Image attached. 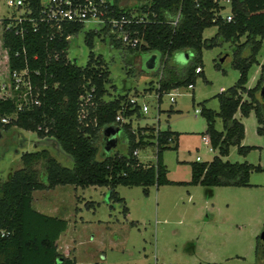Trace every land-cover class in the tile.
I'll return each mask as SVG.
<instances>
[{
  "label": "trees",
  "instance_id": "16d2710c",
  "mask_svg": "<svg viewBox=\"0 0 264 264\" xmlns=\"http://www.w3.org/2000/svg\"><path fill=\"white\" fill-rule=\"evenodd\" d=\"M224 1L150 0L136 10L120 8L108 0H103L102 5L104 19L117 20L120 32L137 41L131 47L115 29L110 33L111 47L131 54L145 51L159 54L156 87L150 82L158 102L164 93L179 86H193L196 77L202 76V47L212 48L219 42L232 44L231 64L239 71V77L233 86L215 95L219 103L217 112L205 108L200 111L206 121L202 135L208 137L217 155L210 161L189 163L191 178L187 183L205 188L250 186V173L264 170L260 165L223 160L231 146H236L243 155L253 148L241 145L244 125L235 117L237 111L242 117L253 111L257 133L264 135V112L256 98L264 65L256 84L251 88L245 86L247 71L256 62L264 38V0H229L230 21L221 14ZM22 2L23 20L4 31L3 46L10 69H26L29 73L33 95L37 94L31 97H36L39 104L28 103L17 111L16 100L0 101V120L16 112L8 123L0 121V130L15 126L35 132L40 138L52 139L59 151L72 160V166L62 165L47 149H41L23 152L22 166L10 172L5 181L0 178V264H76L73 257L58 252L57 241L66 230L67 221L34 210L32 192L64 185L104 186L109 190V200L121 202L126 215L128 209L115 188L123 185L147 189L174 183L167 178L162 153L173 140V148H177L178 133L167 128L155 134L153 127L133 129L130 122H115L117 113L121 112L126 119L138 112L139 107L131 108L127 93L109 92L108 65L101 54L92 50L94 38L110 30V25L84 34L89 52L86 63L79 66L67 57L68 38L79 32L84 23L63 22L57 26L43 19L42 0ZM2 22L6 24L7 20ZM211 26L217 27L216 34L203 39L204 29ZM17 29L21 31L18 34ZM242 37L244 41L239 43ZM244 49L249 51L246 56L242 55ZM183 50L192 51L194 56L183 67H177L171 63V57ZM197 67L201 70L195 73ZM216 67H220L219 63ZM82 108L84 118H80ZM215 117L221 119L222 131L214 128ZM113 126L125 137L126 152L114 151L97 159L100 131ZM147 146L156 148L154 162L143 163L133 155L134 150ZM37 164H41L45 182L39 179Z\"/></svg>",
  "mask_w": 264,
  "mask_h": 264
},
{
  "label": "rangeland",
  "instance_id": "374dc122",
  "mask_svg": "<svg viewBox=\"0 0 264 264\" xmlns=\"http://www.w3.org/2000/svg\"><path fill=\"white\" fill-rule=\"evenodd\" d=\"M47 0H42L46 2ZM107 1V0H105ZM120 8L136 10L150 0H108ZM7 0H0V21L8 15L20 16L24 10L10 8ZM223 15L229 4H225ZM100 25L95 20L85 21L82 29L68 38L67 57L76 65L86 63L89 49L84 43V34L89 30L98 31ZM216 26L204 29L203 39L212 38ZM108 30L94 38L92 48L101 54L110 72L108 90L112 94L127 93V98H135L138 112L124 119L133 129L153 127L159 130L169 128L178 133L175 141L168 144L162 153L167 169V178L174 182L162 186L118 185L115 192L123 198L128 213L123 214L121 202L109 200V190L104 186L85 188L72 185L56 186L47 190L32 192L33 209L46 215L57 216L67 221L66 230L60 235L57 246L60 252L74 257L76 264H264V253L256 252L258 237L264 229V170L251 172L250 186H217L205 188L200 184L190 185V162L200 158V162L210 161L217 155L209 142L203 140L206 121L202 108L215 112L219 103L215 95L233 86L239 71L232 66V44L219 42L212 48L202 47L201 66L203 74L197 76L193 88L179 86L164 93L158 102L155 89L156 72L160 68V56L156 52L131 54L110 45ZM244 41L242 37L239 43ZM6 52L0 49V69H5ZM157 54L155 66L148 70L145 65L152 54ZM244 49L243 56L248 55ZM190 50L175 52L171 63L183 67L193 58ZM220 59H223L220 62ZM247 71L246 87L256 84L264 65V38ZM219 63L220 67H216ZM263 81L260 84L262 86ZM112 85V86H111ZM153 88V89H152ZM172 95L174 101H170ZM245 96V95H243ZM260 92L256 98L261 103ZM18 102V100L16 99ZM148 111H141L142 105ZM196 110L198 113H196ZM235 117L244 125L243 146L253 147L246 154H240L236 146L229 148L223 160L247 162L260 165L264 169V135L257 133V121L253 111L242 117L239 111ZM214 128L222 131V121L215 117ZM0 178L5 181L10 172L22 166L23 152L47 149L51 155L65 166H72V160L52 147V141L40 138L35 132L18 127L0 130ZM21 136L18 141L17 137ZM208 138V137H207ZM114 149L126 152L123 134L117 136ZM100 158L102 135L96 142ZM139 159L155 161L152 147L138 150ZM39 179L45 182L41 164H37ZM93 203L90 205L88 203Z\"/></svg>",
  "mask_w": 264,
  "mask_h": 264
},
{
  "label": "built area",
  "instance_id": "2783aa9c",
  "mask_svg": "<svg viewBox=\"0 0 264 264\" xmlns=\"http://www.w3.org/2000/svg\"><path fill=\"white\" fill-rule=\"evenodd\" d=\"M229 4V0L223 2V5ZM6 5L10 8H20L23 5L22 0H7ZM103 0H47L46 2H42L44 18L47 22H51L60 26L61 23H69V22H80L84 23L85 21L95 20L96 23L100 26L110 25V29L112 32L117 29L120 32V25L117 20H105L103 17L102 11ZM226 9V8H225ZM225 9L221 12V14L225 11ZM24 13V12H23ZM23 13L20 16L15 14H11L6 16L0 21V49L6 52V66L5 69H0V101L6 100H18L16 110H21L23 106L28 103H33L34 105H38L39 101L36 97L37 94L33 95V87L29 73L26 69H10L8 64V55L7 50L3 46V33L4 31H8L13 27L19 25L23 20ZM227 21L231 20L230 10H228L227 14L223 15ZM7 20L6 24H3V20ZM21 31L19 29L15 30V33L18 34ZM119 36L126 44L134 47L137 43L136 40H131L126 33L120 32ZM200 67L195 69V73L200 72ZM189 88H193L192 85L188 86ZM31 98V99H29ZM129 104L131 108L136 106L140 107L137 100L135 98H130ZM170 101H174L172 95L170 96ZM141 111L146 113L148 111L147 105L143 104L141 107ZM196 113L198 111L196 110ZM85 110L82 108L80 111V118H84ZM16 117V112L3 116L1 118V123H8L11 118ZM124 117L121 112L117 113L115 116V122H125ZM158 128L155 129V134L158 133ZM207 137H203V140L207 143ZM156 151V148H155ZM138 150L133 151V155L138 157ZM200 158L197 157L196 161H199ZM144 163V162H143ZM147 163V162H146Z\"/></svg>",
  "mask_w": 264,
  "mask_h": 264
},
{
  "label": "water",
  "instance_id": "95a60500",
  "mask_svg": "<svg viewBox=\"0 0 264 264\" xmlns=\"http://www.w3.org/2000/svg\"><path fill=\"white\" fill-rule=\"evenodd\" d=\"M158 58V55L155 53V54H152L149 59L147 60L146 62V65L145 67L148 69V70H152L155 66V63H156V60ZM223 59H220V62L222 61ZM261 91V94L264 93V85L261 87L260 89ZM1 133V132H0ZM104 137L108 138V141L106 142V145H105V150L107 152L111 151L115 145H116V139L112 136L115 135L116 131L112 130L111 128H105L104 129ZM21 136L19 135V139L21 140L20 138ZM46 141H52V139H48L46 138ZM52 147H54L55 149L59 150L56 142H53V145ZM260 252V254L263 255L264 253V229L262 230V232L260 233L259 237H258V253Z\"/></svg>",
  "mask_w": 264,
  "mask_h": 264
},
{
  "label": "crops",
  "instance_id": "0c3cea01",
  "mask_svg": "<svg viewBox=\"0 0 264 264\" xmlns=\"http://www.w3.org/2000/svg\"><path fill=\"white\" fill-rule=\"evenodd\" d=\"M222 91V90H221ZM108 128H111L112 130H114V131H116V133H115V135L114 136H112V137H114L115 139H116V145H115V147L111 150V151H109V152H105V150L103 149V146L101 145V148H100V158L99 159H101V158H103V157H105V156H107V155H109V154H111L112 152H114L115 150V148H116V146H117V141H118V139H117V136H118V134L119 133H121L120 132V130L118 129V128H116L115 126H113V127H108ZM104 129H102L101 131H100V134L102 135V137L104 136ZM122 134V133H121ZM124 137V136H123ZM46 139V138H45ZM124 139H125V137H124ZM125 144H126V140H125ZM154 148L155 149V147L154 146H147L146 148ZM98 151H99V148H98ZM98 153V152H97ZM138 156H139V154H138ZM149 162H151V161H149ZM33 208V207H32ZM35 210V209H34ZM37 211V210H36ZM37 212H39V211H37ZM39 213H41V212H39ZM42 214H44V213H42ZM46 215V214H45ZM48 216H51V215H48ZM52 217H57V216H52ZM58 218H60V217H58ZM63 219V218H62ZM58 247V246H57ZM58 252L60 253V254H62V255H64V256H66V257H70L69 255L71 254L70 252H69V255H67V253H65V252H60L59 250H58ZM74 258V257H73ZM75 259V258H74ZM76 261V260H75Z\"/></svg>",
  "mask_w": 264,
  "mask_h": 264
},
{
  "label": "flooded vegetation",
  "instance_id": "af4514ba",
  "mask_svg": "<svg viewBox=\"0 0 264 264\" xmlns=\"http://www.w3.org/2000/svg\"><path fill=\"white\" fill-rule=\"evenodd\" d=\"M264 85V82H263V84H262V86ZM262 86H260V89H261V87ZM260 89H259V92H260V98H261V103H260V106H261V108H262V110H263V112H264V93L263 94H261V91H260ZM17 140L18 141H20V139L17 137ZM108 141V138H106V137H102V146H103V149L105 150V145H106V142ZM3 150V143H0V153H1V151ZM105 152H107L106 150H105Z\"/></svg>",
  "mask_w": 264,
  "mask_h": 264
}]
</instances>
